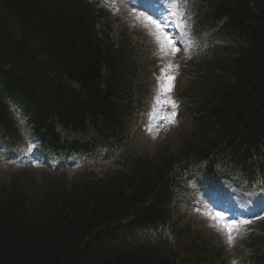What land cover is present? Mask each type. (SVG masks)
<instances>
[{
	"label": "trees",
	"instance_id": "obj_1",
	"mask_svg": "<svg viewBox=\"0 0 264 264\" xmlns=\"http://www.w3.org/2000/svg\"><path fill=\"white\" fill-rule=\"evenodd\" d=\"M104 17L86 0H0V137L19 138L5 97L22 105L50 147L55 128L80 129L92 117L104 139L123 129L132 84L124 40L114 41ZM212 21L251 42L207 57L187 93L194 131L180 151L96 182L0 181V264L214 263L216 252L179 226L175 245L134 242L137 231L171 223L169 172L183 156L226 146L248 157L264 145V0H215Z\"/></svg>",
	"mask_w": 264,
	"mask_h": 264
},
{
	"label": "rangeland",
	"instance_id": "obj_2",
	"mask_svg": "<svg viewBox=\"0 0 264 264\" xmlns=\"http://www.w3.org/2000/svg\"><path fill=\"white\" fill-rule=\"evenodd\" d=\"M105 1L107 2L104 5L109 11V18L112 20L116 37L125 28L129 29L134 36V40H132V52L134 59H136L139 65V76L136 79L135 85L139 84L140 87H142L141 85H145L144 92L146 90L148 92L141 96L138 92L140 87L136 88L135 93L137 94V98H142L143 106L134 111L122 144L110 151H96L90 157H87L84 162L78 159V165L66 171V178L68 180L72 179L73 176L81 174L85 168L99 173L114 171L121 169L122 162L128 158L144 155L156 157L164 151H175L178 146L177 138L172 134L169 126L171 122L164 124L159 117L160 112L164 108L160 106V97H162L165 91H168L169 83H171L170 91L176 92L177 89L174 88L173 79L171 81L168 79L170 77L169 71L173 69V62L177 60L185 62V59H189L194 53L192 48L185 47L189 43L181 42V44L175 47L179 50L173 53L166 46L161 32L157 31L155 26L149 23L148 17L139 13L141 11L135 6V1ZM177 25L178 19H175L170 24V28H175ZM180 30L181 32H185L186 25L181 26ZM153 55L158 59L157 65L155 64ZM178 71L181 72V70ZM182 81L185 82L183 78H181V82L179 80L177 93L182 84H184ZM12 111L16 120L21 121L22 116L19 110L16 111L15 107H13ZM24 126L26 124L20 125L21 130ZM27 143L29 144V141L24 138L23 152L17 154H11L4 148H0V161L5 160L2 163L0 162V177L3 180L21 170H30L39 174L43 168H48L43 164L49 161L47 154H42L39 152L40 150H36L37 146L35 144L27 146ZM41 159H43V163L40 162ZM51 163L54 164L55 162ZM28 167L34 169H24ZM190 169L191 172L188 175L183 174L184 181L181 179L180 184H177L174 189L175 200L173 209L175 217H184L185 221L188 220L196 223L197 229L203 233L204 237L209 238L212 245L220 250L226 264H244V259L248 255L249 250L243 246V232L235 228L232 233L234 243L232 245L228 243L227 231L223 225L230 224V222L227 223L225 220L216 218L217 214L222 217L223 213L219 210H214L211 206L208 207L207 204H202L198 200L200 193L196 190L192 176L199 175L205 178V175L198 166H193ZM233 190L235 189L233 188ZM192 206L198 209L193 210ZM160 235L166 238L171 235V230L160 228L148 230L143 234V238L157 240Z\"/></svg>",
	"mask_w": 264,
	"mask_h": 264
},
{
	"label": "snow or ice",
	"instance_id": "obj_3",
	"mask_svg": "<svg viewBox=\"0 0 264 264\" xmlns=\"http://www.w3.org/2000/svg\"><path fill=\"white\" fill-rule=\"evenodd\" d=\"M149 23L153 24L155 26V28L157 29V31L163 33V30L161 29V26L155 21V20H149ZM165 44L168 48H170L172 50L173 53H175L176 51H178L179 49L175 48L174 43L172 41V39H170L168 36L164 35L163 37ZM169 81H171L173 79V77H168ZM168 91L171 90V83H169V87L167 89ZM173 115H175V113H173ZM21 123H23V121H21ZM216 218L218 219H222V217L219 216V214H217ZM257 218H264V217H257ZM242 224H249L251 223V221L249 220H245L241 222ZM223 227L226 229L227 231V238H228V243L230 245H232L234 243V237H233V230L237 227V225L235 224H224Z\"/></svg>",
	"mask_w": 264,
	"mask_h": 264
},
{
	"label": "bare ground",
	"instance_id": "obj_4",
	"mask_svg": "<svg viewBox=\"0 0 264 264\" xmlns=\"http://www.w3.org/2000/svg\"><path fill=\"white\" fill-rule=\"evenodd\" d=\"M179 152V150L178 149H176L175 151H172L170 154H177Z\"/></svg>",
	"mask_w": 264,
	"mask_h": 264
}]
</instances>
